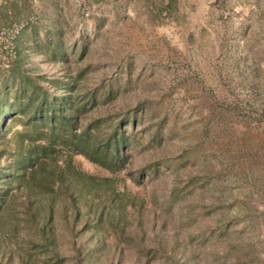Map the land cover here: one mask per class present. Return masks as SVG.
I'll list each match as a JSON object with an SVG mask.
<instances>
[{
	"label": "rangeland",
	"instance_id": "rangeland-1",
	"mask_svg": "<svg viewBox=\"0 0 264 264\" xmlns=\"http://www.w3.org/2000/svg\"><path fill=\"white\" fill-rule=\"evenodd\" d=\"M30 17L11 64L75 77L128 145L72 156L91 186L12 188L0 264H264V0H0V32Z\"/></svg>",
	"mask_w": 264,
	"mask_h": 264
},
{
	"label": "trees",
	"instance_id": "trees-1",
	"mask_svg": "<svg viewBox=\"0 0 264 264\" xmlns=\"http://www.w3.org/2000/svg\"><path fill=\"white\" fill-rule=\"evenodd\" d=\"M46 81L17 61L0 72V159L6 161L0 165V209L12 188L43 200L72 181L96 184L72 163L73 155L109 170L125 163L128 139L119 129L129 117L117 125L108 117H89L96 97L79 96L75 77L50 79L55 91Z\"/></svg>",
	"mask_w": 264,
	"mask_h": 264
},
{
	"label": "built area",
	"instance_id": "built-area-1",
	"mask_svg": "<svg viewBox=\"0 0 264 264\" xmlns=\"http://www.w3.org/2000/svg\"><path fill=\"white\" fill-rule=\"evenodd\" d=\"M78 3L83 5L84 0H78ZM32 22L33 17H30L26 22L15 26L13 30L0 32V69L9 67L16 56V50L13 45V37L15 33H17L24 25Z\"/></svg>",
	"mask_w": 264,
	"mask_h": 264
}]
</instances>
